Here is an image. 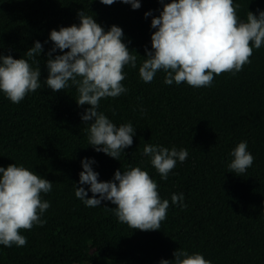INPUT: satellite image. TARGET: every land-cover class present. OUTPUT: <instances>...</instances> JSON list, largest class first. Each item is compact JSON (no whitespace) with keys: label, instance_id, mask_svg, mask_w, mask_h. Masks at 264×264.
I'll return each instance as SVG.
<instances>
[{"label":"trees","instance_id":"1","mask_svg":"<svg viewBox=\"0 0 264 264\" xmlns=\"http://www.w3.org/2000/svg\"><path fill=\"white\" fill-rule=\"evenodd\" d=\"M233 2L242 20L248 11L264 10V0ZM162 8L159 0H141L139 9L119 0L110 6L99 0H0V52L21 58L35 41L44 46L37 57L41 87L18 104L0 91V166L22 164L52 182V190L41 194L50 203L44 224L21 230L23 247L0 245V264H159L174 259L177 249L199 252L212 264H264V46L253 49L241 71L215 76L209 87L168 85L163 71L145 83L139 67L145 48L151 49L152 17ZM82 9L105 30L121 27L137 56V67L123 70L128 91L102 98L98 109L117 126L135 128L133 144L119 160L88 145L81 119L88 105H77L75 86L69 82L53 92L44 80L50 30L78 25ZM241 141H247L254 162L237 175L228 164ZM145 144L183 148L188 156L164 180L142 154ZM85 157L94 158L102 181L129 165L146 170L161 199L169 200L160 230H133L119 222L110 201L88 207L78 199L75 184L81 186ZM174 193L183 194L186 207L171 203Z\"/></svg>","mask_w":264,"mask_h":264},{"label":"clouds","instance_id":"2","mask_svg":"<svg viewBox=\"0 0 264 264\" xmlns=\"http://www.w3.org/2000/svg\"><path fill=\"white\" fill-rule=\"evenodd\" d=\"M112 5L117 0H99ZM133 9L141 7V0H119ZM163 5L158 16H153L151 49L139 67V76L151 83L157 72L166 75L164 83H187L194 88L209 87L215 76L233 75L250 63L253 49L264 46V10L248 11L246 20L237 15L239 5L233 0H159ZM79 24L52 29L49 40L51 49L45 61L47 87L60 92L75 86L78 106L88 105L81 119L88 127V145L96 152H103L118 159L124 149L133 144L135 128L131 123L117 126L103 112L98 111L102 98H116L128 89L123 85L124 67H137V56L124 42L123 29L115 24L108 30L97 23L94 16L78 10ZM152 15L151 10L145 17ZM47 43V41H45ZM59 50L60 54H56ZM44 51L37 40L21 58L0 52V91L12 103H20L29 93L41 87V67L37 57ZM138 54V53H137ZM27 57V59L23 58ZM31 61V63H30ZM36 65V67H33ZM143 155L167 180L177 161L184 162L186 149H169L161 145L145 144ZM230 155L229 171L241 175L252 166L254 156L247 141L239 142ZM94 158H83L79 184L75 196L88 207L101 206L102 201L115 205L112 209L119 222L133 230H160L166 219L169 200L161 199L158 184L146 170L131 166L124 171L117 169L111 180L102 181L92 165ZM89 185L85 189L83 185ZM52 190V182L25 166L16 163L0 166V245L23 247L27 238L21 230H31L43 225L42 214L50 207L42 193ZM88 191L92 193L88 196ZM183 194H173L172 204L181 207ZM174 259H161L159 264H212L199 252L185 249L173 252Z\"/></svg>","mask_w":264,"mask_h":264}]
</instances>
